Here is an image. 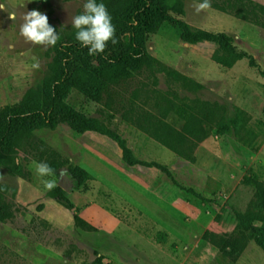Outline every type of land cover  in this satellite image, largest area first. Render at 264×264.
<instances>
[{
	"label": "rangeland",
	"instance_id": "rangeland-1",
	"mask_svg": "<svg viewBox=\"0 0 264 264\" xmlns=\"http://www.w3.org/2000/svg\"><path fill=\"white\" fill-rule=\"evenodd\" d=\"M130 1L97 0L106 5L119 40L115 45L109 42V49L120 48ZM85 2L0 0L5 5L0 10V110L18 105L28 93L41 96L54 48L59 43L76 40L72 19L83 12ZM202 2L177 0L175 10L166 13V21L146 35L147 53L166 70L175 71L185 80L159 67L143 68L111 88L103 97L102 105L74 90L65 103L97 120L124 142L134 158L139 157L130 148L131 141L144 149L140 155L144 154L145 158L152 152L148 144L157 143L160 155L155 164L162 169L155 168L150 173L158 178L162 188L176 192L180 201L215 209V225L206 229L201 224L192 229L189 224H181V229L173 232L171 242L157 247L163 257L160 262L138 258L126 247L112 245L105 236L92 230L76 226L63 230L54 226L38 216V207L42 206L39 202L29 210L15 201L18 181L32 184L39 178L35 171L24 170L26 162L58 166L50 179L57 186L60 176L64 175L62 185L69 188L70 184L73 187L69 171L73 167L83 169L79 164L86 160L85 156L92 159L83 147L95 142L103 147L104 143L118 146L94 132L78 135L67 125H59L53 131L36 129L28 138L19 136L20 148L4 156L6 162L2 160L0 164V205L9 209L8 219L0 222V264H96L98 257L101 264H264V251L251 239L249 230L246 247L235 262L209 243L208 249L201 244L197 246L205 233L222 236L225 241L240 238L238 212H250L264 220L259 197L243 182L250 179L264 185V0H211L209 9L197 12L196 5ZM32 10L48 16L50 25L60 36L56 46L35 45L21 36L20 16ZM13 11L17 14L15 21L8 16ZM180 25L197 38L185 37ZM220 36L224 37L225 44L218 40ZM37 62L39 68L34 67ZM133 99L135 112L141 107L151 116L153 124L162 123L158 134L165 145L121 117ZM135 112L127 118H132ZM111 161L115 170L125 173L116 154ZM189 163L201 165L223 178L234 174L242 179L238 184L217 190L209 201H204L184 186ZM89 182L84 184L83 191L88 190ZM93 185L100 197L113 201L105 191L104 181ZM188 218L182 212L180 220L186 223ZM259 225V222L252 223L255 227ZM153 232L146 231L147 240L154 238ZM155 237L158 242L164 241L163 233ZM196 252L199 256L206 255L207 261L191 259L190 254Z\"/></svg>",
	"mask_w": 264,
	"mask_h": 264
},
{
	"label": "trees",
	"instance_id": "trees-1",
	"mask_svg": "<svg viewBox=\"0 0 264 264\" xmlns=\"http://www.w3.org/2000/svg\"><path fill=\"white\" fill-rule=\"evenodd\" d=\"M176 2L177 0H163L160 3L154 0H131L125 16L126 32L118 49L106 48L105 53L90 56L88 49L82 47L77 40L59 43L54 48V57L48 68L41 96L28 93L18 105L0 110V164L4 156L12 155L20 148L17 139L19 136L28 138L36 129L53 131L59 125H67L78 135L94 132L114 141L121 150L122 162L129 167L142 166L162 169L155 163H147L134 158L122 140L105 130L97 120L74 110L65 103V100L68 94L74 90L84 98L102 105L103 97L110 92L109 90L120 82L131 78L133 72L154 66L166 70L147 53L146 35L155 32L166 21V13L175 10ZM180 26L185 37L197 38V36L191 35L184 26ZM218 40L225 44L224 37L220 36ZM166 71L172 76L180 77L175 71ZM180 78L185 80L184 77ZM130 103L129 109L124 110L121 117L155 141L165 145L158 134L162 123L153 124L151 116L146 114L144 109L137 107L138 111L135 112L134 99ZM104 106H107V103L104 102ZM134 112L132 118H127L128 114ZM51 167L56 174L58 166ZM16 174L19 175L17 172ZM69 175L73 181L72 191L84 188V184L93 179L89 173L79 167H73L69 171ZM243 182L246 186L253 188L264 210V185L250 179H244ZM45 196L72 213L74 226L95 231L78 216V209L68 198V193L59 186L47 191ZM41 208L42 206L38 207V211ZM8 217L9 209L0 205V222H5ZM236 217L240 238L225 241L224 237H218L212 233H205L202 238L222 254L232 258L234 262L246 247L249 239L248 230L251 239L264 251V220L250 212H238ZM253 222H259L260 225L252 226ZM94 254L98 255V253ZM96 264H101L100 257L96 259Z\"/></svg>",
	"mask_w": 264,
	"mask_h": 264
},
{
	"label": "crops",
	"instance_id": "crops-1",
	"mask_svg": "<svg viewBox=\"0 0 264 264\" xmlns=\"http://www.w3.org/2000/svg\"><path fill=\"white\" fill-rule=\"evenodd\" d=\"M92 138L101 141L95 135H92ZM131 142L130 148L134 155L139 157H136L137 159L148 163L158 162L160 147L157 143L151 141L148 144L152 152L148 158H145L144 154L140 155L144 149L139 147L137 142ZM104 144L105 147L95 142L83 147L84 153L92 159L85 156L86 160L79 165L92 176L93 180L88 183V190L81 189L68 193V198L78 209V216L94 228V232L105 236L112 245L126 247L138 258L160 262L163 257L157 247L171 242V239L174 238L173 232L181 229V224H189L192 229L201 227V224H204L206 229L215 225V209L180 201L176 192L162 188L158 178L150 173L155 168L129 167L121 161L120 149L114 143ZM75 148L81 149L77 146ZM115 154L118 156V161L123 164L125 173H119L114 169L111 157H114ZM3 162L5 163L6 159ZM2 169L6 171L3 165ZM24 170L35 171L30 162H26ZM129 170H131L130 173ZM186 171L188 176L184 186L190 188L196 198L204 201H209L217 190L221 191L235 182L238 184L242 179L234 174L226 175L223 178L222 175L196 163L187 164ZM42 179L47 180L50 177H39L32 184L18 181L15 187V201L28 206L29 210H33L34 203L39 202L38 204L42 205L41 210L38 211L40 218L63 230L73 227L72 213L54 201L45 198L48 190L45 189ZM115 180L118 182L115 183ZM101 181L105 182V191L111 195L113 201L107 202L98 195L97 190H93V182ZM182 212L189 215L186 223L180 220ZM182 226L184 227V225ZM148 230H154L152 233L154 238L148 237L147 240L146 231ZM159 232L164 234L162 242H158L155 237ZM200 244L207 249L209 247L208 243L202 239L198 240L197 246L199 247ZM190 256L191 259L201 262L208 259L206 255L199 256L197 252Z\"/></svg>",
	"mask_w": 264,
	"mask_h": 264
},
{
	"label": "clouds",
	"instance_id": "clouds-1",
	"mask_svg": "<svg viewBox=\"0 0 264 264\" xmlns=\"http://www.w3.org/2000/svg\"><path fill=\"white\" fill-rule=\"evenodd\" d=\"M211 7V0H203L196 5L197 12L207 10ZM5 5L0 4V10H4ZM9 19L15 21L17 14L15 11L8 13ZM20 34L27 42L41 46H56L60 40L56 29L50 25L46 14L38 11H25L21 14ZM72 26L76 29L75 38L82 47L88 49V55L95 56L105 53L106 48L111 42L118 44L116 38V28L112 23V17L106 5L97 0H86L83 12L74 16ZM34 67L39 68V62ZM33 166L37 176L50 177L54 175V169L47 163L33 161ZM42 183L46 190L51 191L56 187L54 179L43 180Z\"/></svg>",
	"mask_w": 264,
	"mask_h": 264
},
{
	"label": "water",
	"instance_id": "water-1",
	"mask_svg": "<svg viewBox=\"0 0 264 264\" xmlns=\"http://www.w3.org/2000/svg\"><path fill=\"white\" fill-rule=\"evenodd\" d=\"M64 178V175H61L59 178V181L57 183V186H59L63 191H65L66 193H70V191L72 190V185H69V188H66L62 185V180Z\"/></svg>",
	"mask_w": 264,
	"mask_h": 264
},
{
	"label": "flooded vegetation",
	"instance_id": "flooded-vegetation-1",
	"mask_svg": "<svg viewBox=\"0 0 264 264\" xmlns=\"http://www.w3.org/2000/svg\"><path fill=\"white\" fill-rule=\"evenodd\" d=\"M64 179V178H63Z\"/></svg>",
	"mask_w": 264,
	"mask_h": 264
}]
</instances>
